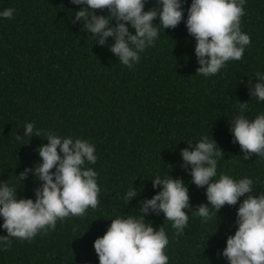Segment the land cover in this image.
<instances>
[{"label": "trees", "instance_id": "1", "mask_svg": "<svg viewBox=\"0 0 264 264\" xmlns=\"http://www.w3.org/2000/svg\"><path fill=\"white\" fill-rule=\"evenodd\" d=\"M191 3L182 0L183 18L174 29H163L159 16L153 20L158 38L129 69L108 47L114 37L101 46L84 30L83 20L74 22L75 12L85 5L72 0H0V12L15 10L12 19L0 16V185L15 186L17 198L35 201L34 189L43 182L31 173L23 182L17 177L40 162L37 149L48 143L33 135L26 144L24 126L32 122L34 131L92 143L97 161L84 167L98 173L101 190L98 207L83 217L58 220L55 230L31 241L11 238V249H0V264H99L94 241L112 219L140 218L139 201L162 188H153L156 176L181 178L190 197L182 235L175 234L162 212L145 214L146 225L165 230L168 264H230L222 253L227 237L238 228L237 210L246 197L223 206L218 217L203 223L194 213L200 204L210 206L207 185L191 183L180 150L189 147V139L194 146L202 137H213L224 152L213 180L222 174L237 181L248 177L254 181L251 195L264 193V157L253 154L244 160L230 131V120L237 115L253 120L264 114V102L251 98L249 91L257 82L255 74H264V0H246L243 6L241 31L251 38L243 58L228 61L209 77L195 74L200 67L196 39L186 27ZM156 7L158 0H145V11ZM95 11L109 15L108 9ZM242 102L248 108L240 113ZM132 188L138 194L125 203ZM3 222L0 216V236L7 235Z\"/></svg>", "mask_w": 264, "mask_h": 264}, {"label": "clouds", "instance_id": "2", "mask_svg": "<svg viewBox=\"0 0 264 264\" xmlns=\"http://www.w3.org/2000/svg\"><path fill=\"white\" fill-rule=\"evenodd\" d=\"M245 2L192 0L186 27L196 39L195 54L200 67L195 74L209 77L219 73L228 61L243 58L245 47L251 44L250 35L241 31ZM72 3L85 5L75 12L74 22L83 20L84 30L90 31L95 43L101 46L108 43L109 37H114L115 42L108 47L129 69L139 62L140 53L158 38L159 30L153 24L157 16L163 29L176 28L183 18L182 0H158L159 7L147 11L144 10L145 0H72ZM97 9H108L109 15H97ZM14 11L5 9L0 16L12 19ZM129 24L135 34L129 31ZM255 75L257 82L254 87L249 85L250 95L258 102H264V74L257 72ZM247 108V103L242 102L240 113ZM230 123L233 143L240 145L243 159L248 160L253 154L264 157V114H257L253 120L237 115ZM34 128L32 122L25 124L23 136L28 138L26 144L33 135L43 136L48 143L37 149L40 162L33 168H26L17 177L23 182L31 173L43 183L34 189L35 201L17 198L15 186L0 185V216L4 221L2 227L7 230V235L0 236L3 251L11 249V238L31 241L41 232L46 235L49 229L55 230L58 220L83 217L89 208L96 209L99 204L98 173L84 167L86 162L96 163L95 146L87 140L61 138L51 131L42 133ZM21 138V135L16 136L17 140ZM187 143L189 147L180 150L182 166L190 168L191 183L197 187L207 185L206 196L210 202V206H197L194 215L207 223L223 206L236 205L240 197H246L237 210L238 228L234 235L227 237L222 255L230 264H264V193L251 195L254 181L248 177L237 181L222 174L218 180H213L217 175L218 160L224 157L213 137L211 140L202 137L194 146L190 139ZM152 183L153 188H162L150 199L139 201L142 205L140 218L112 219L105 234L94 241L99 264H168L169 257L164 250L169 239L165 230L162 226L155 230L151 224L146 225L145 214L159 215L162 212L166 221L172 222L175 234L182 235L188 225L185 210L191 206L190 197L181 178L156 176ZM137 194L135 188L130 189L125 203Z\"/></svg>", "mask_w": 264, "mask_h": 264}]
</instances>
